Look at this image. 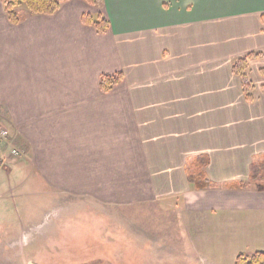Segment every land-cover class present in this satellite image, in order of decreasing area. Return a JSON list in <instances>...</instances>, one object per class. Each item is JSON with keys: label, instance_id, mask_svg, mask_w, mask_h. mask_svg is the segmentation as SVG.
<instances>
[{"label": "crops", "instance_id": "crops-1", "mask_svg": "<svg viewBox=\"0 0 264 264\" xmlns=\"http://www.w3.org/2000/svg\"><path fill=\"white\" fill-rule=\"evenodd\" d=\"M96 13L105 33L81 20ZM251 54L247 101L231 69ZM115 74L102 92L100 77ZM262 81L264 0H68L15 25L0 0V235L32 186L110 205L181 199L203 219L204 247L232 252L226 264L264 252V192L230 188L264 156ZM198 156L212 183L203 191L187 182Z\"/></svg>", "mask_w": 264, "mask_h": 264}, {"label": "rangeland", "instance_id": "rangeland-1", "mask_svg": "<svg viewBox=\"0 0 264 264\" xmlns=\"http://www.w3.org/2000/svg\"><path fill=\"white\" fill-rule=\"evenodd\" d=\"M30 187L19 192L29 194L20 220L7 219L0 235V264H226L232 253L204 247L203 219L185 213L181 199L110 205Z\"/></svg>", "mask_w": 264, "mask_h": 264}, {"label": "trees", "instance_id": "trees-1", "mask_svg": "<svg viewBox=\"0 0 264 264\" xmlns=\"http://www.w3.org/2000/svg\"><path fill=\"white\" fill-rule=\"evenodd\" d=\"M5 14L11 24H18L26 15H52L58 11L62 3L68 0H1ZM94 8H100L103 0H81ZM82 22L92 26L96 32L105 33L109 23L101 13L96 15H83ZM256 54L241 57L232 65V73L239 77L242 85V92L245 100L252 101L253 84L247 75L248 61ZM121 80L120 74L101 76L99 87L106 93ZM208 164L206 156H198L187 163V182L191 189L203 191L212 186V183L205 175V168ZM1 165V162H0ZM249 183H238L230 187L241 190L252 186L258 192H264V156H260L250 165ZM233 264H264V252H255L251 255L239 254Z\"/></svg>", "mask_w": 264, "mask_h": 264}, {"label": "built area", "instance_id": "built-area-1", "mask_svg": "<svg viewBox=\"0 0 264 264\" xmlns=\"http://www.w3.org/2000/svg\"><path fill=\"white\" fill-rule=\"evenodd\" d=\"M7 137V132L5 129L0 128V139H5ZM12 156H19V153L16 150L11 151Z\"/></svg>", "mask_w": 264, "mask_h": 264}]
</instances>
